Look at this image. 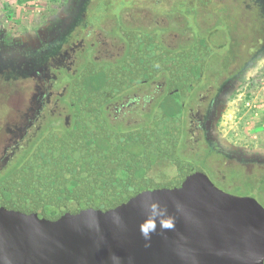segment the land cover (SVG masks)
I'll use <instances>...</instances> for the list:
<instances>
[{"label":"flooded vegetation","instance_id":"flooded-vegetation-1","mask_svg":"<svg viewBox=\"0 0 264 264\" xmlns=\"http://www.w3.org/2000/svg\"><path fill=\"white\" fill-rule=\"evenodd\" d=\"M25 2L0 5V190L86 120L143 129L179 80L177 156L264 209V0Z\"/></svg>","mask_w":264,"mask_h":264},{"label":"water","instance_id":"water-1","mask_svg":"<svg viewBox=\"0 0 264 264\" xmlns=\"http://www.w3.org/2000/svg\"><path fill=\"white\" fill-rule=\"evenodd\" d=\"M178 81L137 132L86 120L40 148L0 190V264H264V209L176 154Z\"/></svg>","mask_w":264,"mask_h":264},{"label":"rangeland","instance_id":"rangeland-1","mask_svg":"<svg viewBox=\"0 0 264 264\" xmlns=\"http://www.w3.org/2000/svg\"><path fill=\"white\" fill-rule=\"evenodd\" d=\"M26 0H0V5L2 4H7L9 6H12V5H17L16 7L20 9V7H23L22 3L21 2H25ZM26 3V2H25ZM219 24L218 26H216V28H219ZM224 37V35H222ZM219 41V36L217 37H214L212 40H211V44L212 45H215L217 42ZM216 53V52H215ZM252 97L255 99V104L258 106V117H260V119H249L250 123L252 124L253 122V125L249 126V130L252 131V132H256L257 134L256 135H261L262 133H264V126H262V123H264V115L262 117V114H264V81L259 85V87L254 90L253 94H252ZM251 117V116H250ZM255 126V127H254ZM260 127L261 129V132L259 131L258 133V130H255L254 128L256 127ZM263 136V135H262ZM257 196V195H256Z\"/></svg>","mask_w":264,"mask_h":264},{"label":"built area","instance_id":"built-area-1","mask_svg":"<svg viewBox=\"0 0 264 264\" xmlns=\"http://www.w3.org/2000/svg\"><path fill=\"white\" fill-rule=\"evenodd\" d=\"M255 107V106H254ZM262 126H264V123H262Z\"/></svg>","mask_w":264,"mask_h":264}]
</instances>
